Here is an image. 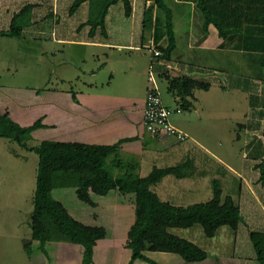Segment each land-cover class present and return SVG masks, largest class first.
<instances>
[{
    "label": "crops",
    "instance_id": "1",
    "mask_svg": "<svg viewBox=\"0 0 264 264\" xmlns=\"http://www.w3.org/2000/svg\"><path fill=\"white\" fill-rule=\"evenodd\" d=\"M74 2L0 0V38L37 44L50 39L61 53L66 51L67 69H71L66 71V87L51 88L48 93H34L31 88L9 90L0 85V113H9L22 126L42 118L49 133L45 140L93 145L125 140L116 154L106 159L107 168L115 177L128 169L146 177L154 168L190 161L187 176L167 175L153 186V191L163 201L186 207L211 200L212 181L218 180L223 198L231 196L239 206L242 219L238 228L221 227L211 238L197 226L184 230L198 229L193 232L209 239L207 247L206 243L185 238L207 251L208 257L203 261L187 262L170 252L146 251L145 255L158 264H261L250 232L264 234V76L245 70L248 57L238 45L239 39L237 44L227 41L223 45L217 27L205 26L196 0H165L173 12L176 41L173 55L167 60L151 53V48L159 49L153 32L143 37L144 13L155 0H131L130 16L122 1L112 5L105 18V34L100 27L91 34L92 27L87 24L90 3L83 2L71 14ZM27 5L32 6L30 22L21 36L3 35L10 29L15 14ZM163 14L155 8V16ZM41 46L40 52H45ZM153 60L155 80L160 91L161 85L167 91L164 103L181 109L173 114L171 122L188 135L184 141L171 136L156 137L143 124L146 98L153 85L149 77ZM174 77H189L209 84V88L194 89L193 96L184 100L169 89V78ZM14 155L26 158L16 151ZM53 196L76 220L106 229V237L95 246L92 264H104L103 257L116 254L114 250L117 264L129 263L132 252L126 244L136 220L132 196H122L117 190L104 196L92 194L96 206L89 207L77 197L75 187L59 183ZM31 238L32 230L31 236L23 238V244ZM46 249L48 259H53L58 250L73 254L77 260L73 262L70 257L64 264L82 262L79 244L49 241ZM34 252L27 254L33 258L31 261L37 258ZM122 252H127L126 259L121 257ZM134 264L151 263L136 260Z\"/></svg>",
    "mask_w": 264,
    "mask_h": 264
},
{
    "label": "trees",
    "instance_id": "2",
    "mask_svg": "<svg viewBox=\"0 0 264 264\" xmlns=\"http://www.w3.org/2000/svg\"><path fill=\"white\" fill-rule=\"evenodd\" d=\"M90 3L87 24L91 34L100 27L106 33L105 18L109 8L122 1L125 13H132L131 0H75L70 13L74 14L83 2ZM205 26L214 24L224 44L233 41L246 50L248 63L245 70L264 76V0H196ZM157 8L162 16H155ZM31 5L15 14L10 29L2 33L18 38L29 25ZM163 25V27H162ZM163 31H162V28ZM154 33L161 56L170 60L176 48L173 12L165 0H155L146 8L143 19V37ZM240 36L237 37V35ZM241 39V40H240ZM162 41H164L162 43ZM228 41V42H227ZM241 41V42H240ZM236 46V45H235ZM257 55H260L259 57ZM261 65V66H259ZM209 84L189 77L169 78V89L175 90L184 100L193 96L194 89H208ZM45 127L42 118L32 125L22 126L9 113H0V138L17 142L24 150L35 152L39 157L36 189L33 196V211L30 217L32 238L24 240L26 253L31 256L33 241L39 242L40 250L49 256L46 244L49 241L77 243L82 247L81 264H92L97 242L106 237V229L90 226L76 220L66 207L54 198L56 184L75 187L77 197L89 207H95L92 194L107 195L117 190L122 196H132L136 206V220L128 234L126 247L132 252L128 264L142 260L158 264L145 255L146 251L170 252L180 255L187 262H199L208 257L206 250L194 242L173 234L171 228L187 229L200 226L206 237H214L221 227L238 228L242 219L240 209L231 196H222L221 183L212 181L213 197L207 202L175 206L161 200L153 186L167 175L187 176L191 162L175 167L154 168L146 177H139L132 170L115 177L107 168L106 159L116 154L121 140L113 145L57 142L42 140L31 145L33 132ZM264 181V172H262ZM251 241L261 264H264V234L250 232Z\"/></svg>",
    "mask_w": 264,
    "mask_h": 264
},
{
    "label": "rangeland",
    "instance_id": "3",
    "mask_svg": "<svg viewBox=\"0 0 264 264\" xmlns=\"http://www.w3.org/2000/svg\"><path fill=\"white\" fill-rule=\"evenodd\" d=\"M40 46L46 51L40 52ZM60 49L50 39L37 44L0 38V85H4L3 87L9 90L19 91L31 88L34 93H48L51 88L66 87L69 81L64 80L66 71L71 72V69H67L69 66L64 58L66 51L61 53ZM161 93L162 97L167 93L162 85ZM38 130L40 131L34 133L30 141L31 145L49 139L48 130L44 127ZM233 134L231 136H234ZM14 151L20 155L25 154L26 158L23 159L21 156L17 158ZM38 159L35 152L24 150L17 142L0 138V264H64V260H70V257L73 262L77 261L73 254L60 253L58 250L53 253V259H48L38 248L37 241L32 247L37 258L31 261L33 258H29L23 247V238L31 236L29 224L33 211L32 198L36 185ZM74 196L76 198L75 194ZM184 230L186 229H170L174 234L182 235L184 238L190 237L198 243H206L205 246H210L209 239L193 232L198 229ZM114 252L116 254L103 257L102 263L117 264V250ZM122 256L126 259L127 252H122ZM73 262L71 261L72 264Z\"/></svg>",
    "mask_w": 264,
    "mask_h": 264
},
{
    "label": "built area",
    "instance_id": "4",
    "mask_svg": "<svg viewBox=\"0 0 264 264\" xmlns=\"http://www.w3.org/2000/svg\"><path fill=\"white\" fill-rule=\"evenodd\" d=\"M154 57L161 56V52L154 48L150 49ZM154 60L150 66L149 77L152 87L148 91L143 114V124L145 128L156 137L171 136L179 141H184L188 135L176 128L171 122V117L175 112H180V108L173 109L164 103L162 93L154 77Z\"/></svg>",
    "mask_w": 264,
    "mask_h": 264
}]
</instances>
